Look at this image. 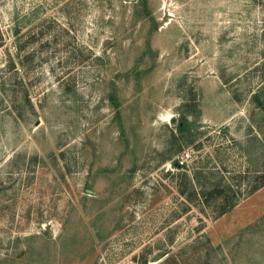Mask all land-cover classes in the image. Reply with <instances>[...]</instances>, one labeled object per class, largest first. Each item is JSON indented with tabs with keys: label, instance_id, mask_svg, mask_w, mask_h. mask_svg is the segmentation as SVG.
I'll use <instances>...</instances> for the list:
<instances>
[{
	"label": "rangeland",
	"instance_id": "1",
	"mask_svg": "<svg viewBox=\"0 0 264 264\" xmlns=\"http://www.w3.org/2000/svg\"><path fill=\"white\" fill-rule=\"evenodd\" d=\"M0 264H264V0H0Z\"/></svg>",
	"mask_w": 264,
	"mask_h": 264
},
{
	"label": "built area",
	"instance_id": "2",
	"mask_svg": "<svg viewBox=\"0 0 264 264\" xmlns=\"http://www.w3.org/2000/svg\"><path fill=\"white\" fill-rule=\"evenodd\" d=\"M191 158H192V153L190 151H184L176 157V161H177L176 165L178 167L189 166V162Z\"/></svg>",
	"mask_w": 264,
	"mask_h": 264
},
{
	"label": "trees",
	"instance_id": "3",
	"mask_svg": "<svg viewBox=\"0 0 264 264\" xmlns=\"http://www.w3.org/2000/svg\"><path fill=\"white\" fill-rule=\"evenodd\" d=\"M174 162H175V164H177V161H176V160H174ZM180 168L183 169L184 167H180ZM258 189H259V187H257L254 191H257ZM254 191H253V192H254ZM234 206H235V205H234ZM227 211H228V210L225 209V210H223V212H222L221 214H225Z\"/></svg>",
	"mask_w": 264,
	"mask_h": 264
},
{
	"label": "water",
	"instance_id": "4",
	"mask_svg": "<svg viewBox=\"0 0 264 264\" xmlns=\"http://www.w3.org/2000/svg\"><path fill=\"white\" fill-rule=\"evenodd\" d=\"M160 258H162V255H159V256L157 257V259H160Z\"/></svg>",
	"mask_w": 264,
	"mask_h": 264
}]
</instances>
